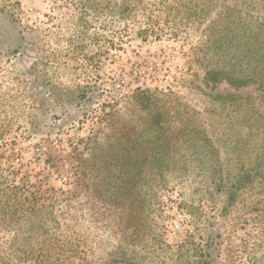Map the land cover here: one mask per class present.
<instances>
[{
    "label": "rangeland",
    "instance_id": "obj_1",
    "mask_svg": "<svg viewBox=\"0 0 264 264\" xmlns=\"http://www.w3.org/2000/svg\"><path fill=\"white\" fill-rule=\"evenodd\" d=\"M225 6L264 16V0H0V264H264V179L232 186L261 137L215 97L249 98L261 123L264 101L206 82ZM142 92L211 144L131 186L107 157L157 137Z\"/></svg>",
    "mask_w": 264,
    "mask_h": 264
},
{
    "label": "trees",
    "instance_id": "obj_2",
    "mask_svg": "<svg viewBox=\"0 0 264 264\" xmlns=\"http://www.w3.org/2000/svg\"><path fill=\"white\" fill-rule=\"evenodd\" d=\"M219 24L220 28H211L210 34L207 35L206 48L215 58V63L206 68V82L214 84L226 82L235 89L253 86L264 101V16L225 6ZM136 99L140 110H146L141 118L142 122L155 130L157 137L154 140L150 139L141 131V134L136 133V138L131 139L132 148H126L124 153L118 156L120 158L117 159L113 154L108 155L107 159L111 165L116 164L117 161L121 162L122 159L120 166L126 167L127 173L132 174V179L127 178L125 181L128 185L137 184L136 180L143 177L141 176L145 171L143 166L148 162L154 163L151 170L157 169L161 173L184 168L185 159L172 155L181 146L194 150L210 146L209 137L204 134L201 127L189 122V118L185 116V112L178 109V105L161 103V99L148 92L140 93ZM215 99L239 110L242 130L248 129L249 137L255 132L261 137V144L254 151L256 157L252 160V165L249 169L243 166L242 173L237 176L232 186H244L255 179H264V132L262 131L264 123L255 117L259 114L258 110L249 98L218 95ZM141 146L147 147L146 151H142L144 156L141 155ZM132 150L139 151L140 157L135 153L132 155ZM148 152L153 153L148 155ZM218 163L221 165L219 171L215 169L217 164L212 163L215 167L210 172L211 176H218L219 172L226 168L223 166V161Z\"/></svg>",
    "mask_w": 264,
    "mask_h": 264
}]
</instances>
